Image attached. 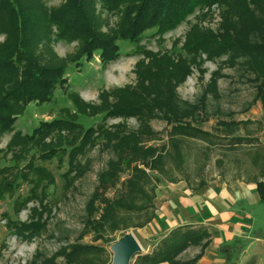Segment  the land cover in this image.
Listing matches in <instances>:
<instances>
[{
    "label": "rangeland",
    "instance_id": "374dc122",
    "mask_svg": "<svg viewBox=\"0 0 264 264\" xmlns=\"http://www.w3.org/2000/svg\"><path fill=\"white\" fill-rule=\"evenodd\" d=\"M68 1L21 0L30 27L24 31L23 48L40 65L60 66L65 81L50 101L14 103L19 114L0 133V264H38L43 254L52 256L70 242L105 245L113 259L114 242L141 229L136 224L148 216L154 218L163 185L193 188L218 174L256 177L264 171L262 159L255 158L264 152V105L260 98L254 100L259 81L243 54L219 47L226 33L245 42L254 37L264 42V0L201 5L176 27L162 32L148 27L133 41L122 30L139 0H82L101 41L115 49L108 58L101 56V45L91 55L81 51L83 35L63 23L62 8ZM8 20L1 19L0 63L14 43ZM21 25L26 28L25 21ZM155 56L164 58L156 62ZM19 59L20 64L28 61ZM146 69L154 72L150 84L142 80ZM9 79L0 67V95L11 88ZM119 97L125 104L138 103V110L107 115L120 104ZM55 119L63 127L55 124L45 135L26 139L41 121ZM233 121L245 124L227 136L230 127L224 123ZM184 123L209 137L173 130ZM87 127L93 131L85 137ZM117 128L136 135L131 154L128 146L116 147L118 155L113 154L118 138L109 133ZM237 136L251 140L236 145ZM111 160L120 166L118 179L102 186L99 172ZM141 186L154 198L148 213L124 212L114 205L119 196L134 194ZM114 210L122 211L119 219ZM102 211L108 214L102 217ZM54 259L64 262L61 254Z\"/></svg>",
    "mask_w": 264,
    "mask_h": 264
},
{
    "label": "trees",
    "instance_id": "16d2710c",
    "mask_svg": "<svg viewBox=\"0 0 264 264\" xmlns=\"http://www.w3.org/2000/svg\"><path fill=\"white\" fill-rule=\"evenodd\" d=\"M220 1L221 0H139L133 5L134 14L130 16L127 19V22L123 25V36L124 38L133 41L138 37L140 32L148 27H156L160 32L166 31L167 29L179 25L189 13L195 10L196 7L201 5H211L212 3H218ZM23 8H25V5L21 0H0V29L3 27L1 19L3 18L5 21L6 18H8V21L15 32L11 51L6 53L4 60L0 63L1 69L7 70L9 73V82L11 84V88L5 89L0 95V133L7 131L19 114V108L16 109L14 103L19 104L22 102V104L25 105V103L36 99L39 100V102L50 101L54 89H56L62 81H65V77H63V69L60 68V66L46 67L40 65L36 62L35 58L33 59L31 54L23 48L25 40L24 36L26 35H24V31L30 30V27L27 25V19L29 16L24 15ZM62 9L63 12L61 15L65 16L63 18V23L65 21L67 23V25L66 23H64V25L68 30H73L76 35L82 34L85 39L81 50L82 52L91 55L93 48L101 45L102 47L98 50L101 52L103 58L112 57L116 54L115 49L111 48L107 42L105 46V43L101 41L103 40L102 37L98 36L99 34L95 32L96 30L94 29L92 20L86 17L85 10L82 8V0H69ZM72 13H74L76 17ZM23 21H25L26 28H22L21 22ZM66 34L67 33L63 34V36H66ZM219 47L223 49L230 48L233 53L239 55L243 54L245 56H243V62L247 63V67L251 74L255 76L254 79L259 81L256 86L257 93L254 100L256 101L260 98L264 105V42L257 40L256 37L245 42L242 39H238V35L234 36L226 33L223 35V41L219 43ZM20 56H22V60H24V56L28 59L26 64H20ZM152 58H154V56ZM163 58L164 57L155 56L156 62L160 60L162 61ZM145 71L148 74H143L142 80L145 82V80L148 79L146 81H148V83L150 81L151 83L154 80V72L151 69H146ZM124 89H121L120 91L123 92ZM143 103L145 104V102L140 101V104ZM117 104L119 105L116 107L114 106V108L107 111L106 114H134V112L138 110L137 106L139 105L138 103L125 104V102L121 100V97L118 98L116 105ZM149 104L150 103H146L145 105ZM155 104L157 105V103ZM201 104L204 107V111H206V116L204 118L208 119L210 112L206 109V100H203ZM163 106L164 105L161 107ZM218 108L219 107L216 109ZM248 108L249 107H246L245 109L247 110ZM182 110L183 108L179 109L178 113ZM213 112H215V110H213ZM220 112L221 114L230 113V111L225 112L223 110H220ZM172 117L173 113L170 118ZM65 122L68 121L66 120ZM60 123L63 127L64 123L59 119L51 120L49 122L41 121L31 134H27L28 138L26 137V139L34 140L37 136H43V134L45 135L47 132L51 131V129L55 127V124L60 125ZM224 124H226V126L229 125L230 127V130L224 132V134H227L228 136L233 134L236 129H239L242 124H245V121H233ZM79 125L82 126V124ZM173 130L177 131L179 135H184L185 133L186 135L194 137H204V139L209 137V133L197 131V129L192 128V125L188 123H184L177 127L174 125ZM92 131L93 127H87L84 136L87 137ZM125 131H121L117 128L109 133L111 136L118 138V142L114 145L115 148L112 149V151H114L113 154L118 153L116 147H121L124 150L125 146H128V148H126L128 149L127 153L131 154L132 149L130 147L132 146V136L135 137L136 135L125 133ZM111 139L113 138L111 137ZM233 140L234 144L237 145V143H242L245 140L251 139L237 136ZM54 153H56L55 149L52 150V155ZM256 154L255 158L258 159L260 157L264 164V152L258 151ZM131 160H133V158ZM114 164L115 162L113 160L109 161L108 166L99 172L98 184L107 187L116 183L115 181L118 179L120 166L116 167ZM129 167L135 171L140 170L132 165ZM156 178L158 179L159 177ZM134 186L135 185H131V187L135 189L136 187ZM261 192L264 196L263 189H261ZM125 195H127V197H124ZM125 195L119 196L116 202H114V205L119 206V209H122L124 212L135 210L141 213H148L151 206L153 207L154 205V198L149 195L146 190L144 191L142 186L139 189L137 187L136 193L133 194L128 192ZM134 199H138L139 203H137L136 200L134 202ZM122 211H120V213H122ZM114 213H116L117 216H120L118 210H114ZM106 214H108L106 211H102L101 216L105 217ZM152 218L153 215H150L142 222L137 223L136 226L143 227V225L151 221ZM102 219L104 220L105 218ZM208 236V229L203 225L196 228L189 226L176 227L169 234L162 237L159 240L158 245H156L152 251L144 253L138 252L136 254L137 257L135 262L132 264H158L159 262L164 261L168 262V264H185V262H180L178 260L179 254L191 245H200L203 247L207 242L206 239ZM58 254L63 255L64 259V262L58 261V264H111L112 260L105 245L70 242L66 245L60 246L57 249V252L52 256H46V254H43L41 261L38 262V264H57L55 263L54 258ZM199 256L200 254H197L194 258L190 259V263L195 262Z\"/></svg>",
    "mask_w": 264,
    "mask_h": 264
},
{
    "label": "crops",
    "instance_id": "0c3cea01",
    "mask_svg": "<svg viewBox=\"0 0 264 264\" xmlns=\"http://www.w3.org/2000/svg\"><path fill=\"white\" fill-rule=\"evenodd\" d=\"M261 189L264 190V171L256 177L218 174L193 188L163 185L157 195L153 220L134 233L142 253L152 251L159 240L176 227L203 225L209 232L206 244L189 246L179 254L180 262L264 264ZM197 254L199 258L190 263Z\"/></svg>",
    "mask_w": 264,
    "mask_h": 264
},
{
    "label": "water",
    "instance_id": "95a60500",
    "mask_svg": "<svg viewBox=\"0 0 264 264\" xmlns=\"http://www.w3.org/2000/svg\"><path fill=\"white\" fill-rule=\"evenodd\" d=\"M111 251L113 253L111 264H131L133 256L142 252V247L135 235L128 231L114 242Z\"/></svg>",
    "mask_w": 264,
    "mask_h": 264
}]
</instances>
